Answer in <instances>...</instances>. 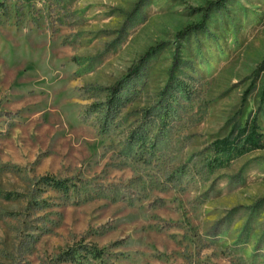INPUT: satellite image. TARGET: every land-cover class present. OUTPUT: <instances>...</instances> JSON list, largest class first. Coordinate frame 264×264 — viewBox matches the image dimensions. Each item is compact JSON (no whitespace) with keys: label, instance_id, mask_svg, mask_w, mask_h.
Here are the masks:
<instances>
[{"label":"rangeland","instance_id":"1","mask_svg":"<svg viewBox=\"0 0 264 264\" xmlns=\"http://www.w3.org/2000/svg\"><path fill=\"white\" fill-rule=\"evenodd\" d=\"M0 1V264H264V0Z\"/></svg>","mask_w":264,"mask_h":264},{"label":"trees","instance_id":"2","mask_svg":"<svg viewBox=\"0 0 264 264\" xmlns=\"http://www.w3.org/2000/svg\"><path fill=\"white\" fill-rule=\"evenodd\" d=\"M223 1V0H221ZM220 3V2H218ZM5 9V4L0 1V11ZM151 52V51H150ZM111 97L109 99V106L113 107L117 105V95L120 93L119 84L113 88ZM110 107V108H111ZM110 111V110H108ZM10 114V113H8ZM108 115V112L107 114ZM40 183L44 184L46 187H51L57 191L63 192L66 195H74L77 194L79 197H83V201L92 200L95 197H115L118 191L115 188L98 185L95 184L90 190H94L93 192L96 194L90 193L89 189L85 191V187L88 188V182L84 181V185H79V183L74 180V178H58L53 175H45L40 179ZM47 204L48 201L44 200ZM104 251L98 248L97 246H89L85 244H80L78 246L70 247L63 252H61L56 257V262L64 263V262H75L76 264H86L89 260L98 259L103 261ZM104 264V263H103Z\"/></svg>","mask_w":264,"mask_h":264}]
</instances>
